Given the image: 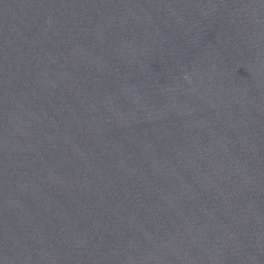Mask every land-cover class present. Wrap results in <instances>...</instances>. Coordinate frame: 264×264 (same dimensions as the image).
Listing matches in <instances>:
<instances>
[{"label": "water", "instance_id": "1", "mask_svg": "<svg viewBox=\"0 0 264 264\" xmlns=\"http://www.w3.org/2000/svg\"><path fill=\"white\" fill-rule=\"evenodd\" d=\"M0 264H264V0H0Z\"/></svg>", "mask_w": 264, "mask_h": 264}]
</instances>
